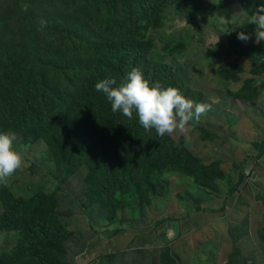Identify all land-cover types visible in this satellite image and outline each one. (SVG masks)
<instances>
[{
	"label": "rangeland",
	"instance_id": "1",
	"mask_svg": "<svg viewBox=\"0 0 264 264\" xmlns=\"http://www.w3.org/2000/svg\"><path fill=\"white\" fill-rule=\"evenodd\" d=\"M261 4L0 0V48L24 58L0 51V83L28 86L27 107H0L24 161L0 184V264H264V41L247 20ZM133 68L210 110L146 131L95 89ZM66 69L80 100L51 109Z\"/></svg>",
	"mask_w": 264,
	"mask_h": 264
},
{
	"label": "clouds",
	"instance_id": "2",
	"mask_svg": "<svg viewBox=\"0 0 264 264\" xmlns=\"http://www.w3.org/2000/svg\"><path fill=\"white\" fill-rule=\"evenodd\" d=\"M242 14L234 16L233 22L243 25L239 19ZM247 20L248 24L255 25L256 42L264 41V4ZM238 39L248 41L251 37L240 32ZM95 89L106 96L112 112H120L129 120L135 113L146 131L154 129L159 136L185 131L189 122L199 121L211 107L186 98L177 88L163 87L160 82L153 85L139 68H133L119 84L114 78H106L97 82ZM15 141V133L0 132V184H6L23 166V154L17 150Z\"/></svg>",
	"mask_w": 264,
	"mask_h": 264
},
{
	"label": "trees",
	"instance_id": "3",
	"mask_svg": "<svg viewBox=\"0 0 264 264\" xmlns=\"http://www.w3.org/2000/svg\"><path fill=\"white\" fill-rule=\"evenodd\" d=\"M35 22H37V21H35ZM23 26H24V23L17 25L18 29H20L22 27L21 28L22 31L24 30ZM20 35L21 34H17V37ZM3 47H2V49L0 48V51L3 50L4 53L8 56L7 62L23 61L24 60L23 57H21V58L13 57V55L9 52V50L6 47L5 48H3ZM22 47H25V46H22ZM27 47L28 46H26V48ZM26 53L29 54V53H31V51L27 50ZM34 62L39 63V64H44L48 68L47 73L44 70L40 73V79L39 80H41L42 85H44L45 84V82H44L45 78H47L48 81H49V79L51 80V76L49 75V65L40 56ZM65 74H66V76H63V74H61V73L55 74V81H54L53 85L51 86V89L48 91V95H46L47 92L44 93V89H41L43 91L42 93H44L46 95V97L51 98L52 103H53V104L51 103L52 104L51 109H54V107L69 106V105L71 106L72 104L77 103L80 100V98H78V97H71V94H70V91L72 89H75V88L80 89V85L77 82L72 80L73 76H72L71 72L69 71V69L65 70ZM42 85H40V86H42ZM27 88H28V86H23L22 84L19 85V83L17 81H10V82L5 83V84L0 83V107H1V109L5 108L7 106H8V108L27 107L28 103L24 102V100H23V97L26 93ZM66 102L68 104H66ZM72 109L73 108H71V110ZM2 111H4V110H0V112H2ZM46 122H48V121H46ZM12 127L14 128V125H12Z\"/></svg>",
	"mask_w": 264,
	"mask_h": 264
}]
</instances>
